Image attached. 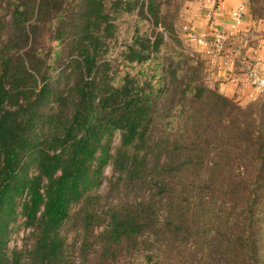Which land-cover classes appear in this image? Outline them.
<instances>
[{
  "label": "trees",
  "instance_id": "16d2710c",
  "mask_svg": "<svg viewBox=\"0 0 264 264\" xmlns=\"http://www.w3.org/2000/svg\"><path fill=\"white\" fill-rule=\"evenodd\" d=\"M69 1L0 0V264H61V228L74 207L86 213L88 223L96 221V193L110 163L128 189L149 190L113 210V243L122 248L159 234L162 227L174 238L188 233L197 213L177 202L176 192L177 181L197 164L191 137L200 126L196 106L205 102L213 116L237 114L243 124L231 98L200 82L192 59L176 50L169 58L160 54L162 34L152 39L137 27L123 51L129 63L153 65L151 76L128 72L117 82L110 75L106 56L116 37V20L139 8L144 20L158 26L161 0H149L147 10L146 0H74L55 38L67 52L65 86L73 85L56 86L51 58L36 43L37 30L41 25L51 29L49 15L69 7ZM55 53L62 56L59 48ZM175 58L186 60L175 66ZM180 92L189 116L170 118L168 129L162 109ZM245 117L264 122V109ZM116 132L121 143L113 152ZM250 146L255 178L245 185L220 182L219 191L232 204L227 207L230 218L223 219L210 244L221 256L216 264H264V133L249 132ZM20 217L33 229L35 244L28 251L9 245Z\"/></svg>",
  "mask_w": 264,
  "mask_h": 264
},
{
  "label": "rangeland",
  "instance_id": "374dc122",
  "mask_svg": "<svg viewBox=\"0 0 264 264\" xmlns=\"http://www.w3.org/2000/svg\"><path fill=\"white\" fill-rule=\"evenodd\" d=\"M73 1L67 2L70 4L69 7L65 5L49 15L51 29L41 25L37 30L36 43L40 44L42 53L50 56L55 85H61L63 89H69L73 81L65 86L66 81H69L64 71L68 64L67 52L64 44L57 42L55 38L62 19L67 20L71 15ZM148 1L146 0L145 10L148 8ZM204 1L206 0H161L163 16L158 26L153 19L144 20L139 8L130 14L124 13L116 20V37L110 42L106 56L110 63L109 73L116 77L117 82H121L128 72L132 75L139 73L142 79L146 73L145 77L151 76L153 65L129 63L123 55V51L133 40L136 28L139 27L141 33L152 39L162 34L165 44L160 54L168 57L171 50H176L188 56L198 67L200 82L218 89L221 93L218 80L221 74L215 71L216 58L228 55L224 65L229 66L228 64L232 63L234 69H229L228 72L233 73L238 70L242 79L240 86L232 95L222 94L231 98L241 111L243 124L237 122V114L232 118L228 113L220 111L216 113L217 116H213L210 106L205 102L196 106L199 119L197 125L200 126L197 133H191V137L192 147L198 154L197 164L185 177L177 181L176 192V201L183 202L187 209L192 210L193 215L197 213L194 217V228L178 238L167 234L162 227L159 234L143 237L136 243L123 245L122 248L113 243L109 236L113 210L139 199L141 195H148L149 190L128 189L125 179L121 178L114 164L110 163L105 168L103 182L96 193L99 196V205L94 213L96 221L93 224L88 223L86 213L80 210V207H74L71 218L61 228L64 239L61 264H216L220 262V253L216 248L211 249L210 244L219 234V225L223 219L230 218L227 207L232 204L230 201L232 198L224 197L222 190L219 191L220 182L245 185L255 178L257 172L254 162L251 161L253 147H249V132H255L256 136L264 133L262 119L253 123L245 117L253 109H264V95H258L245 79L247 65L252 66L264 59V0H234L236 6H232V11L240 3L246 5L245 24L241 32V40H229L228 51L220 56L211 54L208 50L213 37L211 32L206 33V27L213 25L212 9L221 6L225 0H208L209 7L204 6ZM206 17L207 21L204 22ZM168 28H173V32H168ZM187 28L197 32L206 39V42L203 44L191 42L186 33ZM228 29L226 32H229ZM204 46L208 51L203 49ZM58 48L62 54L60 58L55 53ZM229 50H233L232 53L240 50L244 65L234 60L235 57ZM163 60L166 61L164 57ZM185 60V58H175L174 65L177 66V63ZM181 96L180 92L174 102L169 98L164 103L162 115L167 121L168 129L172 127L170 118L185 120L189 116L190 106L189 104L181 106L183 104L180 101ZM120 143L121 134L116 132L112 140L113 152ZM205 180L210 181L205 182ZM240 190L243 192L242 189ZM161 212L162 218L166 219L167 208L162 207ZM24 221L25 219L20 217L14 225L9 245L11 248L28 251L34 247L35 240L33 229L26 227Z\"/></svg>",
  "mask_w": 264,
  "mask_h": 264
},
{
  "label": "built area",
  "instance_id": "2783aa9c",
  "mask_svg": "<svg viewBox=\"0 0 264 264\" xmlns=\"http://www.w3.org/2000/svg\"><path fill=\"white\" fill-rule=\"evenodd\" d=\"M245 13V6L243 4L239 5L231 13L230 31H215L212 34V43L208 47L211 54L216 56L225 54L228 51L227 44L231 38H235L237 41L241 40V32L245 24ZM186 30L187 36L191 42L196 44H203L206 42V39L197 32L188 28ZM233 56L235 57L234 60L241 62V64L244 63L243 54L240 50L234 51ZM225 58H228V55H225ZM245 79L258 95H264V59L252 66L247 65ZM241 80V77L237 75L231 78V82L237 87L240 86Z\"/></svg>",
  "mask_w": 264,
  "mask_h": 264
},
{
  "label": "crops",
  "instance_id": "0c3cea01",
  "mask_svg": "<svg viewBox=\"0 0 264 264\" xmlns=\"http://www.w3.org/2000/svg\"><path fill=\"white\" fill-rule=\"evenodd\" d=\"M236 1L225 0V2L222 3L221 6H218V8H216V9H212V17L214 18V21H213V25L211 27L210 26L206 27V33L211 32L210 34H213L215 31H226L228 28H229L228 31H230V29H231L230 20H231V12H232L231 8H232V6L235 5ZM207 2H208V0L204 1L205 7L206 6L209 7V4H207ZM241 4L245 5L244 3H240V4H238V6ZM199 5L202 6L200 2H199ZM199 5L197 4L196 6L198 7ZM245 7H246V5H245ZM203 21L204 22L207 21V17ZM230 40L234 41L235 38H231ZM203 49L206 51L207 50L206 46H204ZM229 51H231L230 53H232L233 50H229ZM209 57L211 58V55H209ZM215 61H216V63H215V69L216 70L215 71H216V73L218 71V73L220 72V74H221V77L218 78V80L220 82L219 83L220 89H221L222 93H224L228 96L232 95L233 92H235L236 88H238V87L235 86L231 82V78L235 75L239 76V74H238L239 72H238V70L233 71V73L228 72L229 69H233V66H232V63H229L228 64L229 66L224 65V61H225L224 56L220 57V58H216Z\"/></svg>",
  "mask_w": 264,
  "mask_h": 264
}]
</instances>
